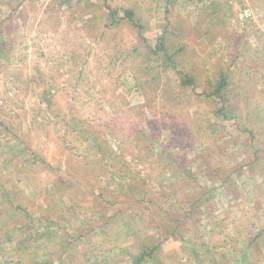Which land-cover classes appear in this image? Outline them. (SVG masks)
Returning a JSON list of instances; mask_svg holds the SVG:
<instances>
[{
  "label": "rangeland",
  "instance_id": "rangeland-1",
  "mask_svg": "<svg viewBox=\"0 0 264 264\" xmlns=\"http://www.w3.org/2000/svg\"><path fill=\"white\" fill-rule=\"evenodd\" d=\"M107 1L144 39L105 26L103 0H0L1 247L39 261L71 234L69 264H131L141 243L152 264H264V0ZM164 28L193 89L146 59ZM220 71L224 116L204 94ZM3 193L43 221L10 218Z\"/></svg>",
  "mask_w": 264,
  "mask_h": 264
},
{
  "label": "trees",
  "instance_id": "trees-1",
  "mask_svg": "<svg viewBox=\"0 0 264 264\" xmlns=\"http://www.w3.org/2000/svg\"><path fill=\"white\" fill-rule=\"evenodd\" d=\"M169 2V1H168ZM168 6V4H167ZM101 7L104 10V20H105V26H110L114 27L116 25H119L122 21L126 20L134 27L138 29V33L142 36V39H144L143 33L144 27L142 26L141 23H139V17L135 14L134 10L132 8H122L119 6H115L108 2L107 0H103L101 3ZM120 11L122 12V15H120ZM168 30L164 28L163 33L159 36L157 43L155 46H148L147 47V56L146 59L148 62H151L152 59L156 61H160L161 64L165 69H168L171 67L172 69L175 70L176 74L180 78V86L182 88L186 87H191L192 89L194 88V83L196 82L195 76L192 74L191 70H189L181 60V55L180 52L182 51V46H170L168 45V42L166 40V34ZM151 55L153 58H151ZM2 56V52L0 49V57ZM206 84L209 85L210 91H204L205 96L210 98L213 103L216 104L214 107H212L214 115L217 116H224L225 112H222V109H225L227 107V103L229 104V99L227 97L228 95V85H229V76L223 72L220 71L218 74L213 79H207ZM43 97L46 99L48 104H50V99L49 97L45 94ZM221 103V106L219 104ZM230 105V104H229ZM90 135V134H89ZM92 137V135H91ZM88 136L87 140H90L91 138ZM91 141L93 142V146L97 149V151L100 153L102 158L104 157V151L102 148V145L100 142H98L96 139H92ZM121 147H119L120 149ZM164 153L167 155L164 156L163 161H168L170 159H174L175 157L173 154L169 153L166 150H163ZM256 151L254 150V153ZM111 157H113V154L115 157H120L121 153H115L111 152ZM176 163V160L173 162ZM178 165V164H177ZM177 168L183 169V166L179 164ZM180 174V183H188V178L190 179L191 182H195L196 178L191 176L190 174L187 173L186 170H181L178 172ZM182 175H184L182 177ZM182 177V178H181ZM190 182V183H191ZM135 194L138 196L140 195L139 190H142V187L140 185L134 186ZM132 191V190H130ZM2 198H4L5 203L11 204V207L13 208L12 212H10V218L15 217L18 220L22 219H32L33 222L35 221H43L41 214H37V212H29L27 207L22 206L21 204H15L14 201L11 200L10 196L6 193H3L1 195ZM190 209L187 210V213L183 215L185 217L187 214H190ZM114 218V217H112ZM19 224V223H18ZM22 225L21 223L14 227L11 228L9 233L13 232L14 230L18 229L19 226ZM2 229V228H1ZM20 230V228L18 229ZM134 231H137V228H135ZM135 233V232H134ZM5 235V236H4ZM6 235H8V230H2V234H0V264H10L12 261L14 264H53V261L56 259L58 262L60 261L61 264H69V258L71 257V252L73 250L72 246V238L73 236L69 234L70 236H64L61 238H57V241L52 245V249L49 250L47 246L42 247L36 254H42L44 253V250L50 251L47 256L45 255L44 257H41V259L38 261L35 258V256L29 255L30 253V248L31 245L28 243L26 244H20L18 243L17 245L10 247L9 249L1 247V242L5 240ZM30 236V234H29ZM134 238V237H133ZM29 238H27V241ZM138 249V253L136 255H132V260L131 264H152L153 261L156 259L157 252L160 250V245L159 243L155 244H145L141 243ZM69 253V254H68ZM244 259V257H243ZM247 260V258H245ZM238 263V262H237ZM235 263V264H237Z\"/></svg>",
  "mask_w": 264,
  "mask_h": 264
}]
</instances>
